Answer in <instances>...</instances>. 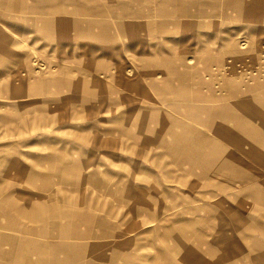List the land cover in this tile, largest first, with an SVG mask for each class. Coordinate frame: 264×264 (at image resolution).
Segmentation results:
<instances>
[{
    "label": "rangeland",
    "instance_id": "obj_1",
    "mask_svg": "<svg viewBox=\"0 0 264 264\" xmlns=\"http://www.w3.org/2000/svg\"><path fill=\"white\" fill-rule=\"evenodd\" d=\"M263 250L264 0H0V264Z\"/></svg>",
    "mask_w": 264,
    "mask_h": 264
},
{
    "label": "bare ground",
    "instance_id": "obj_2",
    "mask_svg": "<svg viewBox=\"0 0 264 264\" xmlns=\"http://www.w3.org/2000/svg\"><path fill=\"white\" fill-rule=\"evenodd\" d=\"M220 151V152H219ZM221 147H219V145H215V146H211L210 147V150H209V153H208V157L209 158H207V160L208 161H210V162H212V159H217L219 156H222V153H221ZM194 154V153H193ZM206 163V162H205ZM258 175L257 174H254V173H252L251 174V180L254 182L257 178H259V177H257ZM244 183H245V181H244ZM255 183V182H254ZM249 188H250V190L251 191H255V192H259L260 191V188H259V186L258 185H256V184H251L250 186H249ZM39 210H41V208H39ZM71 228V227H70ZM209 250V249H208ZM263 252H264V250H263Z\"/></svg>",
    "mask_w": 264,
    "mask_h": 264
},
{
    "label": "crops",
    "instance_id": "obj_3",
    "mask_svg": "<svg viewBox=\"0 0 264 264\" xmlns=\"http://www.w3.org/2000/svg\"><path fill=\"white\" fill-rule=\"evenodd\" d=\"M211 251V250H210Z\"/></svg>",
    "mask_w": 264,
    "mask_h": 264
}]
</instances>
